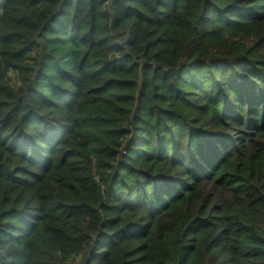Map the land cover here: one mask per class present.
Here are the masks:
<instances>
[{
  "label": "trees",
  "instance_id": "16d2710c",
  "mask_svg": "<svg viewBox=\"0 0 264 264\" xmlns=\"http://www.w3.org/2000/svg\"><path fill=\"white\" fill-rule=\"evenodd\" d=\"M0 264H264V0H0Z\"/></svg>",
  "mask_w": 264,
  "mask_h": 264
}]
</instances>
